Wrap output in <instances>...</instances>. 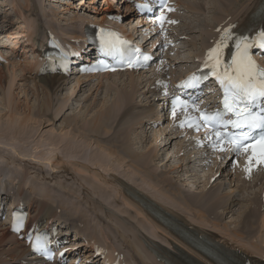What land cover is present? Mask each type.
<instances>
[{
  "label": "bare ground",
  "instance_id": "obj_1",
  "mask_svg": "<svg viewBox=\"0 0 264 264\" xmlns=\"http://www.w3.org/2000/svg\"><path fill=\"white\" fill-rule=\"evenodd\" d=\"M39 1L40 0H5V1L1 0L0 1L3 4V6H1V9H3V11L0 15V23H2L0 25V37L2 34L1 31L3 29H5L7 27V24L10 22L9 21L10 20L9 15L11 16V14H14V15L16 14L15 15L16 18H14V20L17 21V23L15 24V27L10 28L8 30V32L6 34H4L3 36H7L6 37L7 40L12 39L10 42L11 49L17 50V53L19 52V50H22L21 56L25 55V57H23V58L19 57L22 59V64H16V63H14L15 58H13L11 60L8 59L9 58L8 56H10L9 54L12 53V51L8 52V54H7V52H4L3 50H1V47H4V46L0 47V57H2L3 59L5 58L4 59L5 63H8L10 61V64L8 67L2 66L1 62H0V91L5 93V95H6L4 98V101H2L1 104L4 105V108H6V110H7V111L5 110V113H0V132H4V134L9 133L8 136H11V134L12 135L20 134L19 136L21 137V135L27 136L28 131H31V132L45 131L48 134V136H50V135L52 136V134H54V132L57 131L58 135L57 134L56 135L58 137L60 136V138H59L60 142H61V140L62 141L64 140L66 142V147H65L66 150H67V147L73 146V145H77L79 147H82L84 145L85 147L91 149V152H90L91 154L88 155V163L91 164L92 166H95V167L99 166L98 176L103 178V181L105 180V182L107 184L114 186L116 189L115 191L122 197V199L125 200V202L127 204H129L130 206H132L134 208V210L136 211V213L140 217L147 220L156 232L159 231V232H161V234L164 235L165 241H163L162 243L165 242V246L167 248L163 247L161 244L156 242L151 237H149L145 234L144 235L140 234L137 232V234H138L137 235L138 245H136L135 247L133 246L135 249L134 251H136V253L142 259H145V260L151 262L152 264H165L164 261L166 262L168 260L177 259V255H180L182 251L180 249L176 248L174 245L172 246L171 244H173V242L176 243L177 245H179L180 247L187 249V247H185V245H183V243L180 241V240H182L181 233H180L182 228H186V230L188 229L189 231L198 233L199 237H201V238L210 235L215 240L218 239L219 241H221V240L223 241V239L219 235H217V233L215 234V233L208 232V231L206 232V230L203 227H201L200 229L197 227L196 228L192 227V225L186 219H184L180 216V213L173 211V210L171 211L169 209L173 208L175 210H179V211L181 210V213H183L185 215L187 214V210L185 211L184 209H188V210H190V212L193 211L194 218H196L198 221L201 222L202 220H205L206 218H208V219L212 218L210 215H213V210L211 211L209 206H211V208L213 209V207L215 208L217 202L223 203L224 206H227V204H229L228 203L229 196L227 198L226 197L227 195L226 196L224 195L225 197H223V198L226 199L225 201H223L224 199H222V200L221 199H218V200L215 199L214 200V195H213L214 190L213 189L208 190L207 192H204L202 190L203 192H201V196L199 197V199H198V197H197V199H194V197L192 195V197H190V199H189V201H190L189 204L191 207L186 203V205L183 206L185 208L182 210V209H180L181 205L178 204L179 202H176L174 200V197L171 194L176 190L177 195H179V194L181 195V193H182L185 196H190L191 190L189 191L188 189H185L187 183L185 184L183 182L184 184L183 183L179 184V181H181V180H179V181L177 180L178 183H177V181H175L173 179H171V181H170L169 179L162 177V174L157 173L159 166L160 167L163 166L160 163L161 161L159 159H158V161H160L159 164L156 163L159 166L155 167V173H156L155 176L156 177H152L150 172L141 171L139 169L141 162L143 160H144L143 162H145L146 161L145 159H147L148 156L143 155L142 153L138 154V153L134 152L135 150L133 149V147L131 148V144L133 145V141H134L131 134H133L132 132H134V129H133V127H135L134 125H136V126L142 125V127H143V121H145L147 119L144 116L147 113H149V114L152 113V111L154 110L153 104H150L151 101L147 104V106L149 105L150 109L148 110V112L146 114H145L146 111L144 112L142 110V114H143L144 118L142 117L140 119V121H137L136 123H131V121H127V120L124 121L125 120L124 118H126V116H128V115H132V111H134L136 108H138L139 105H137L135 102L133 103V100L139 98L140 95L144 93V92H142V89H144V87L147 86L146 82L148 81V79H150L152 77L151 75H147L150 72L149 69H147L143 73H139V74L133 73V72H124V73H114V74H110V75L96 76V77L90 76V77H85V78H81V79L77 78L75 84L79 85L80 89H81L82 84L85 85V83H86V86H87L90 81H94V82L97 81L96 87L95 88L93 87V88L95 90H97V89L102 87L103 90L105 89V91L108 93H111L112 91H114V93H115L114 99L111 101V103H103L102 106L100 107V109L98 110V112H96L97 114H94L95 116L94 117L92 116L93 118L91 117L92 118L91 121L83 122L82 120H80V121H82V123H84V125L82 126V129L77 126L78 123L75 120V118H73V116L69 121H67V119H65L64 121L66 123L65 124L66 126L63 128H60L59 130L55 131V128L53 129V127H50L52 125L49 123L51 122L53 117H51V114L49 112L53 108L52 104H53V100H54V95L57 93V91L64 89L63 87L66 86L67 81H70V77L69 76L66 77V76L60 75L58 73L46 72V69L43 67L44 64H43V61L41 60V58L43 56V54L41 52H42V49H43L44 44H45L44 43L45 38H43V36L48 35V33L50 35H54L53 33H55V30L57 27L55 26V30H54L53 28H51V27H53V24H52V26L50 25L51 30L48 28L47 30H49V31H47L40 24L37 23L39 21L42 24V22H41L42 20L40 18L42 2L40 3ZM86 1L87 0H84V1L76 0L75 3L81 4V6L85 7L86 5H84V4ZM108 1H114V0H108ZM108 1L103 0L102 4L106 3ZM198 1L201 3L200 5L197 3L196 0L189 1V3L185 2L184 0H175V6L174 7L176 8V7H179L180 5H182V6L184 5L185 6L184 10L187 12H190L191 10L193 11V10H199V9H202L205 11V7L203 6L204 3L202 2V0H198ZM213 1H215V3H213V5L215 4L218 8L221 6V4L223 6H228V8L226 10H224L225 15H228L230 12L232 13L231 7L233 6L232 2L234 0H224L225 2L223 0H213ZM241 1L243 2V4L238 8V10H236L233 14H231V17H232L231 21H228L227 18H224V19L218 18L217 19V24H216L215 28L217 26L220 27L219 28L220 31L217 34H212V33H214V30L211 29V25H210L211 23L209 24L205 20H199V19L194 22L195 24L191 23V21L186 22V21H183L182 19L179 20L180 16L178 14H175L176 18H174V21L179 20L181 22V25L178 26V29H176L175 27L174 28L169 27L168 29L171 30V32H173V34H176L177 37L182 36L183 38H187L188 45H190L192 48V46L196 47V45L192 41H189V37H187L188 35H186V34H188V33L192 34L193 32L196 31V28L197 29L201 28L203 31L200 32L199 35L200 34L203 35L202 36L203 38H201V39L203 40L202 43L205 45L203 46L201 44L202 45V46H200L201 48L196 49V54L193 56L194 59L196 57L199 58L202 53L207 51L210 48V46L213 45V42H215V41L220 42L222 37L225 36L226 32L228 33V36H227V39L225 40V43H227L228 40L229 41H236L239 39V37H241L242 35H244L246 33H251L253 31L255 33L259 29L264 28V0H241ZM50 2H52V1L50 0ZM119 2H122V1L119 0ZM89 3H92V2L90 1ZM52 4H53V2L50 4L51 7L48 10V12L46 11V13H49L50 15H53L54 17H59L60 15L63 17L67 14V17L62 21L68 22V23H70V25H75L76 27L78 24H80L81 25L80 32L82 31V28H83L82 24L80 22L84 23L85 25L86 24H94V23L105 24L106 23V16L108 15V13H114L115 15L120 14L117 10H115L114 7H112V5H109V4H107L106 6H100V8L94 6V7L88 8V10L93 12V13H91V12H89V13L92 16L94 14L98 15L99 12H101V13H100L98 18L94 17V18H91L93 20L87 21L88 17L84 13L83 14H81L80 12L78 13L76 10L71 11L69 8H65V5L59 6L57 8V5H52ZM192 4H194V5L197 4L201 8H199V9L195 8L194 9L193 8L194 5H192ZM211 8H212V6H210L209 9L207 10V14L209 12L214 13V12L209 11V10H211ZM10 10H12L13 13L10 12ZM124 10L126 12H131L134 10V8L132 5L126 4ZM8 11H9V14H8ZM46 13L44 12L42 17H44V15L47 16ZM50 15L48 16L49 18H51ZM60 19L61 18L59 17V20H58L59 24H62L63 26L67 25V24L64 25V23L60 22L61 21ZM50 20H52V18ZM32 21L34 23H36V24H34V25H36V27L33 25V23L30 26V22H32ZM52 21H54V19ZM91 22H94V23H91ZM51 23L52 22H50V24ZM129 24L130 23H128L127 25H129ZM79 26H78V28H79ZM225 27L227 28L226 31H224ZM66 28H67V26H66ZM119 28H122V31L126 30L125 26H120ZM63 29H65V28H63ZM57 30H58V28H57ZM68 30H69V27H68ZM137 30L138 29L135 30L137 34L141 33V32H137ZM198 31H200V30H198ZM204 31H205V33H204ZM57 32H56V35L58 34ZM69 32L67 33L65 31V36H69L71 39H74V41L70 44V45H72L71 47H76V48L80 47V45L82 44V38L83 37H80L79 33L76 36L75 35L76 33H74L72 30H70ZM61 34L59 33L58 36ZM60 37H62V35ZM41 38H43V39L41 40ZM62 38L65 39L66 37H62ZM152 38H154V37L150 36L149 38H147V40L149 41V43L151 42V46L153 47V45L155 44V42L153 40H155V39L151 40ZM169 38H170V36H169ZM22 39L25 40L26 43L24 45H26V46H23L22 44H21L22 46H20L19 41ZM147 40L145 42H143L144 46L147 45ZM168 40L171 42L174 41L171 39H168ZM67 44H69V43H67ZM18 46H20V47H18ZM6 51H8V50H6ZM174 52H175V54L173 56H168V54H166V53H165L166 56H164V59L166 60V65H164V67L169 66V69H170L169 74H171L170 79H168L167 81L171 80L172 82H175L176 79H181L182 77L188 75V73H189L188 70H190L192 68V66L184 65L186 62L190 61V59L183 57L184 52L181 49H176ZM26 53H29V55L26 56ZM2 55H6V57H8V58L3 57ZM190 64L194 65L195 61L190 63ZM34 69H36V70L34 71ZM157 69H158L156 71L157 73H165L164 70H161L162 68L159 69L157 67ZM104 79H106L105 82H103ZM84 85H83V87H86ZM165 86L167 87V84H165ZM74 87H73V89H74ZM159 88H160V84L157 83L153 87L149 86L145 91H147L146 93H153L154 97L156 98L157 97V91L159 90ZM165 89L168 90L167 88H165ZM33 97H34L35 102H36V107H31L29 104ZM2 100H3V98H2ZM67 100H68V97L65 98L64 103L67 104ZM140 101H142V100H140ZM137 102H138V104H141L139 102V100H137ZM143 106H145V105H143ZM65 107H66L65 105H63L62 108L60 107L59 111L62 112L61 110L65 109ZM59 111L57 113L54 112L55 116H59V114H60ZM160 115H162L161 111H160V113H158V116L155 112V114L153 115L154 119H152V121H150V124H149L150 127L153 129L151 131V133H153V137L148 138L147 136H144L145 137V141H144L145 146L148 147L149 155L154 157V158H156V156H157V150H158L159 146L160 147L165 146L166 144H168V141L170 139L171 140H170L169 144H171L172 139H174V138L176 139L180 135H182V134L184 135V133H187L185 131L184 132L183 131L177 132L175 130L176 128H172L173 126H176V125L171 123V121H172V119H171L169 124L166 125L164 128H163V125H162V128L160 127V129H159L160 133H163V135H164L163 138L166 139V141L164 139H161L162 141H160L158 139V137L155 135L156 134L155 128L158 126H161V123H163V121L167 118L165 116V119L161 121V118L159 117ZM114 120L115 121L120 120V126L116 131L117 133L115 134V132H114L115 135H113V137L110 138L109 140L105 141L108 138L107 136L109 135L107 128H109V124ZM71 121L75 122L76 127L73 129L72 128L69 129V127H70L69 125L71 124L70 123ZM156 121H157V123H156ZM152 123H153V125H152ZM84 127L95 134L93 136V137H95L94 138L95 140H88L87 138L84 137L85 135L81 133V131H83V129H85ZM127 127L128 128L131 127V131L132 130L133 131L132 132L129 131V133H128V131H126ZM77 128H79V130H81V131H79ZM144 133H146V132H144ZM97 134L103 135L105 140L102 141L101 140L102 136L99 137V136H97ZM185 135H189V134H185ZM4 136H6V135H4ZM191 137H194V136L191 135ZM10 138H12V137H10ZM167 138H169V139H167ZM14 139L15 138L13 137V139H10V143H8V142L5 143V141H2L0 138V141L2 142V143L0 142V147L3 148V151L8 152L10 150L11 152H9V153L16 154L17 155L16 157H20L21 158L20 160L23 161V158L27 157L26 155L28 153L26 154V152H24L22 150L18 151L16 146L14 145V141H13ZM55 139H57V142H58V138H55ZM53 140L51 142H47V144L44 142V144L46 146L47 145H51V146L53 145L52 146V148H53L57 144L56 142H54L55 140L54 141ZM159 141L161 143H159ZM38 142L40 143L42 141H38ZM52 142L56 143V144H53ZM35 143H37V142H35ZM62 143H64V142H61V144ZM45 145H42L41 143L35 144L31 148L32 151H34V153H35V156H32L34 161L37 160V158H40L41 160L43 159V161H44L43 163L49 167L50 171H53L52 167H55L58 164L60 167L61 166L65 167L64 164L63 165L61 164V161L59 159L52 160L53 158L51 159V157L43 156L42 154H41L42 156L40 157V155H39L40 151L39 150L41 147L43 148V146H45ZM52 148H51V150H52ZM54 149H55V147H54ZM178 151L175 152L174 155L177 156L178 153L181 152V151H179V152ZM41 152H43V151H41ZM67 153H68V150H67ZM195 153L198 156L197 159H199L201 162H203L201 156H204V152L199 150V152L197 151ZM2 154H5V153H2ZM213 155H216V154H213ZM81 157H83V156H81ZM188 157L191 158L193 156L188 155ZM28 158H24V159L26 160ZM231 158L236 159L235 162L233 163L234 165L232 164ZM237 158L232 157L229 154L228 155L224 154V155H222V158L219 159V155L218 156L216 155L214 158L216 166L213 169L212 168L210 169L211 175L208 176L209 180L220 177L223 170H224V172H227L226 169H228L230 167V165L232 167H234L231 175H233V173L238 175V172L241 169L240 168L241 166L239 165V161H237L238 160ZM40 159H38V160H40ZM30 160H32V159H30ZM131 160H133V161L136 160L138 163H136V165L129 164L128 161H131ZM34 163H36V162H34ZM149 166H150V164H149ZM245 166H249V164H246ZM121 168L125 169L126 171H130V173L125 174V176L128 177L127 178L128 181L123 180L122 179L123 177L119 178L116 175V173L114 172V171H117ZM17 169H20V168H17ZM49 169L47 172H45V171L44 172L46 174H48ZM82 169H83V166H82ZM175 169L176 170L181 169V165H179V164L172 165L171 168L169 169V172L171 173ZM8 170H10V169H8ZM43 170H44V167H43ZM55 170H59V169H55ZM28 171H30V170H28ZM218 171H219V173H218ZM30 172L32 173V171H30ZM41 172H42V169H41ZM63 172H64V170H63ZM14 174H16V173H14ZM243 175H242L243 179H241L242 181H240L242 183V185L240 188L238 187V189H237L238 192H240V191L244 192V191L250 190V189L251 190H258L259 188H263L262 189L263 192L260 193V191H259L258 195L253 196L249 200V204L246 205L245 209L243 208L244 212H242L241 214L238 215V220L236 222H237L239 229L238 230L236 229L235 231H233L234 232L233 235H235L238 238L245 237L246 234H248V235L253 234V221L252 220H253V218H255V216L257 215V213L259 211L261 212L264 210V174L254 176L255 178L251 179L249 171H246V169H245ZM19 176H20V174L18 175V179L16 182H15V180L12 179L11 184L9 183L11 186L10 188L9 187L8 188L3 187L0 185V190H2V191L13 190V191H15L13 193L14 197H15V194H17V195H19V198L23 195H30V197H27V199H22L21 202L25 203L26 208L28 210H30L29 216H31V217L34 216V219L37 221V223L40 222L43 224L42 227L45 230L50 229V227L54 226V225H58V227H60V225L61 226L64 225V227H67V228L73 226L72 231H73L74 236L76 238L70 243H67V244L64 243V245L60 248V250L65 251V250H72L73 249L74 252H79L80 249L85 248L86 249V252H85L86 259H89L91 256H93L96 252V249H97L95 247V246H97L96 245L97 242L99 244L97 235L98 234L103 235V233H102L103 231L100 232L101 231L100 230V231H98L99 233L97 232V233L93 234V233H91V230H93L91 228L88 230L86 229L88 232L85 230L82 231V229L79 230L80 229L79 227L81 226L80 220L82 217H84V216H82L84 212L82 213V215L80 213L81 216L78 215V213L75 212V207H72V206L70 207V204L68 205V207H66L64 200H62V198H60V197L54 198L53 196H51V194H49L47 192H44V193L37 192L38 193L37 194L35 192L37 190L36 189L37 187L36 188L34 187L35 189L32 188L33 185H30L28 183V181H26L28 183L27 184L28 186L25 187L24 183H23V181H24L23 177L24 176L23 177H19ZM27 176H28V174H27ZM145 176H148L149 178H147ZM159 176H160V178H159ZM228 176H229V174H228ZM136 177H138V178H136ZM177 177L179 178V176H177ZM181 177H183V175L182 176L180 175V178ZM150 178L155 180V181L153 182ZM172 178H174V176H172ZM36 179L38 180V177ZM42 179H43V177H42ZM37 182H39V181H37ZM137 182L139 183V185H137ZM166 182H169L170 184L172 182V184L175 185V189H173V188L164 189L166 193L170 194L169 196H171V198L168 195H165L162 191H160V194H157L154 196L152 189H155V186L153 184H156V183H162L163 184ZM44 183H46V182L43 181V184ZM46 184H48V183H46ZM15 185H17V188L15 187ZM220 187H221V185H220ZM181 188H183L184 190ZM110 189H113V188H110ZM42 194L44 196H42ZM118 194L116 196H119ZM227 194H229V193H227ZM150 195H152V196H150ZM236 196L237 195L233 196V198H235L234 200H233V198L231 199L234 202L233 206H237L239 204V202L237 201V199H239V198H236ZM49 199H51L52 202L54 203L53 207L51 206V204L48 203L50 201ZM186 201H188V200L186 199ZM244 201H247L246 198H244L241 202L244 203ZM125 202H123V203L125 204ZM180 204L183 205V203H181V202H180ZM195 205H197V206H195ZM71 208L74 210V212H73V214L71 213V215H69L68 218H70V219L61 218L59 213L65 211L67 209H71ZM194 208H196L197 210L194 211L193 210ZM164 216L167 218V221L169 222V226H165V228L163 226H161V224L159 222H157V221H160V219L164 220ZM43 218H44V220L42 221ZM9 219H10V216H8V220ZM8 220H6V221H8ZM82 220H83V218H82ZM212 220H215V219L212 218ZM216 221H218V217H217ZM56 222H58V223L56 224ZM200 222H195V223H197L200 226H204ZM116 223H118V222H116ZM214 224H215L214 228H216V226L217 227L219 226V224H217V223H214ZM210 226H212V225H210ZM86 227H88V226H86ZM261 227L264 228V219L261 221ZM226 228H227V226H226V224H224L223 229H226ZM112 231H113V228H112ZM114 231H119L120 232L119 234L122 237H125L126 240L128 239V237L130 238V236L126 233V232H128V230H125V229L122 230V229L117 228V226H116V230L114 229ZM93 232H96V230H93ZM63 234L68 235V234H70V231L64 232ZM80 235L86 236V238H84ZM57 236L59 237L60 234L57 233ZM247 237H250V236H247ZM256 238H255V240H256ZM66 239H69V237H66ZM101 243H102V241H101ZM126 243H124V244H126ZM223 243L229 247L230 251H228V255L230 257L232 256L233 258H239V259L243 260V263L248 261L249 264H264L263 260H261V259L259 260V259L254 258V257H249L246 254V252L243 253V251L237 249V247H234L232 245L229 246L228 242L225 241ZM131 246H132V244H131ZM121 247H123L122 244H121ZM129 248H128V250H131ZM28 251L29 250L26 248L24 242L17 239L16 237L11 236L10 232H9V226L7 224H5L4 222L0 221V264H20L25 259V257H27L29 255ZM66 253L70 254V251H66ZM101 253L103 254L102 255L103 260H105L109 264H115L112 259H114L115 257H121L120 256L121 254L118 253L117 250H115V254L114 253L109 254L107 251H105V252L102 251ZM130 253H131V251H130ZM156 255H158L161 258V260L158 261L156 259L157 258ZM142 259H140V261H142ZM35 262L38 263L37 261H35ZM143 263L144 262H142L141 264H143ZM166 263H168V262H166ZM135 264H137V263H135Z\"/></svg>",
  "mask_w": 264,
  "mask_h": 264
},
{
  "label": "rangeland",
  "instance_id": "obj_2",
  "mask_svg": "<svg viewBox=\"0 0 264 264\" xmlns=\"http://www.w3.org/2000/svg\"><path fill=\"white\" fill-rule=\"evenodd\" d=\"M184 1L189 3V1H192V0H184ZM196 1L199 5L201 4L198 0H196ZM39 2L40 3L42 2L40 18L42 20L41 21L42 24L45 27L39 21L37 22L38 24H40L46 30L48 28L50 30H51V28H53L55 30V26H56L58 28V30L56 28V30L58 32L55 30L54 34L57 38L63 39L64 42H66L68 37H69V36H65V31L68 33L70 30H72L74 33H76L75 34L76 36L79 33V36L82 37V34L80 33V26H79L80 24H78L76 27L75 25H70V23H68V22H63L62 20H64L67 17V14L63 17L61 15L59 16L61 18L60 22L64 23V25L65 24H67V25L63 26L62 24H59L58 23L59 17H54L53 15L46 13V11L48 12V10L50 9V7H51L50 4L52 2H50V0L49 1L48 0H40ZM202 2L204 3L203 6L205 7L206 12L202 9H199L201 7L198 6L197 4L196 5L198 7L194 4H192V5H194V7H193L194 9L198 8L199 10H193V11L191 10L190 12H187L184 10L185 6L180 5L179 7H177L176 14H178L180 16L179 20L182 19L183 21H186V22L191 21V23H194L196 20L199 19V20H205L209 24L211 23L210 24L211 29L214 30V33H212V34H217L219 32V30H218L219 26H217L215 28L218 18H223V19L227 18L228 21H231L232 20L231 14H233L236 10H238V8L243 4V2L241 0H236V1L234 0L233 2L231 1L233 3V6L231 7L232 13L230 12L228 15H225L224 10H226L228 8V6H223L221 4V6L218 8L215 4L213 5V3H215V1H213V0H202ZM61 4L62 3H60V2H56L55 4L53 3L52 5H57V8H58ZM1 6H3L2 3H1ZM210 6H212V8L209 11L214 12V13L209 12L210 14L208 13L209 14L208 15L207 10L209 9ZM71 10H72V8H71ZM76 11L78 13L80 12L81 14L84 13L85 15H87L90 18L91 17L92 18H94V17L98 18L100 15L99 14L100 12L98 13V15L94 14L92 16L86 10L85 11L76 10ZM10 12H12V10H10ZM44 12L47 14V16L44 15V17H42ZM8 14H9V11H8ZM15 15L11 14V16L10 15L9 16L14 19V18H16ZM49 15L51 16L52 20L54 19V21L55 20L56 21L54 22V21L50 20L51 18L48 17ZM126 17L127 16H125L124 21L127 20ZM179 20H178V23L175 27L176 29H178V26L181 25V22ZM130 21L131 20H129L128 22H130ZM50 22H52V23L50 24ZM128 22H124V24H128ZM32 23H33V25L36 24L32 21V22H30V26L32 25ZM14 24H16V23L14 22ZM52 24H53V27H51ZM34 26L36 27V25H34ZM66 26H67V28H66ZM78 26H79V28H78ZM11 27H13V23L11 24L10 27H8V29ZM62 27L65 29H63ZM68 27H69V30H68ZM127 27L130 28L128 25H127ZM198 30H200V31H198ZM202 31L203 30L201 28H199V29L196 28V31L193 32L192 34H190V33L186 34V35H188L187 37H189V41H192L196 45V47L192 46V48L190 45H188L187 38H183L182 36L177 37L176 34H173V32H172V39L174 41H173V46L169 47L170 49L172 48V50L167 52L168 56H173L175 54L174 51L176 49H181L184 52L183 57L190 59V61L186 62L184 65L194 66V65H191L190 63H192L194 61L196 63V61L198 60L197 58L196 59L193 58V56L196 54V49H200L201 48L200 46L205 45L202 43L203 40L201 39V38H203L202 37L203 35H201V34L199 35V33ZM56 32L58 34L62 33L61 34L62 37H66V38L64 39V38L60 37L61 35H59V36H58V34L56 35ZM5 33H6V31L3 32V34H5ZM204 33H205V31H204ZM11 40L12 39L7 40L6 38L2 39V41H0V46H4V47H1V50H3L4 52H7V54H8V52L12 51V53L9 54L10 56H8L9 58L8 57H6V58H8L10 60L15 58L14 63L22 64V59L19 57L23 58V57H25V55L21 56L22 50H19V52L17 53V50L11 49V44H10ZM5 41H8V43H5ZM19 43H20V46H22V45L26 46V45H24L26 43L24 39L20 40ZM20 46H18V47H20ZM6 50H8V51H6ZM27 55H29V53H26V56ZM5 56L6 55H4V57ZM9 64H10V61L8 63L1 62V65L5 66V67H8ZM153 68H154V65H153V67H151V70H153ZM35 70L36 69H34V71ZM150 75H153V76L150 79H148L149 85L154 84L156 79L164 77L163 75L154 74V72H152V71H151ZM70 77H71L70 81H67L66 86L63 87L64 89L57 91V93L54 95V100H53V104H52L53 108L49 112L51 114V117H53V119L51 120V122L49 124L52 125L50 127H53V129L55 128V131L59 130L60 128L65 127L66 123L64 120L67 119V121H69L72 118V116L77 121V123H78L77 126L82 129V126L84 125V123H82V121L83 122L91 121V119L95 116L94 114H97L96 112H98V110L100 109L102 104L103 103H111V101L114 99V96H115L114 91H112L111 93H108L105 91V89L103 90L102 87L95 90L94 88L97 85L96 84L97 81L96 82L90 81L87 86H86V83H85V85L82 84L81 89H80L79 85L75 84L76 80H74V79H76V78L74 76H70ZM105 81H106V79L103 80V82H105ZM83 85L86 87H83ZM73 87H74V89H73ZM142 92H144V93L141 94L139 98L133 100V103L135 102L137 105H139L138 108H136L134 111H132V115L126 116V118H124L125 119L124 121L127 120V121H131V123H136L137 121H140V119L143 117L142 110L144 112L146 111L145 112V114H146L148 112V110L150 109L149 105L147 106V104L150 102L149 96L145 94L144 89H142ZM5 96H6L5 93L0 91V113H5V110H6V108H4V105L1 104L2 101H4ZM67 97H68V100H67V104H66L64 102H65V98H67ZM2 98H3V100H2ZM137 100H139V102L141 104H138ZM140 100H142V101H140ZM29 104L31 107H36V102H35L34 97L31 99ZM61 105L66 106L65 109L61 110L62 112L59 111L60 107L62 108ZM143 105H145V106H143ZM58 111L60 112L59 116H55V113H57ZM152 114H153V112H152ZM152 114L150 113V116ZM147 115H149V113H147L144 116L145 118H147L145 121H143L144 123L147 122V120H148ZM80 120H82V121H80ZM120 120L119 121L114 120L109 124V128H107L109 135L107 136L108 138L106 137L107 138L106 140H105L104 136L101 134H97V136H99V137L102 136V138H101L102 141H104V140L107 141L110 138H112L113 135H115L117 133L116 131L120 126ZM70 123L71 124L69 125L70 126L69 129H71V128L73 129L76 127L74 121L73 122L71 121ZM134 126H135V127H133L134 132H132L133 130L131 131V127L128 128L129 127L128 126L126 128V131H128V133H129V131L133 133L131 135H132L134 141H133V145L131 144V148L133 147V149L135 150L134 152H136L138 154L142 153L143 155L148 156V158H147L148 160L145 159L146 160L145 162H143L144 160L141 162L139 169L141 171L150 172L152 177H156L155 176L156 175L155 167L159 166L156 163L159 164V162L161 161L160 163L163 166L162 167L159 166L157 173L162 174V177L167 178L170 181H171V179H173L175 181L181 180V181H179V184L183 183V182L185 184L187 183L185 189H188L189 191L191 190L190 196H185L182 193H181V195L180 194L177 195L176 190L171 194L174 197V200L176 202H179L178 204L181 205L180 206L181 208L179 207L180 209L183 210L185 208L183 206L186 205V203L190 206L189 199H190V197H192V195H193L194 199H197V197L199 199V197L201 196V192H203V191L207 192L208 190L213 189L214 190V193H213L214 200L215 199L216 200H218V199L222 200V199H224L223 197H225L226 195H227L226 196L227 198L229 196V201H228L229 204H227V206H224L223 203H220V202H217L215 208L213 207V209L211 208V206H209L210 210L211 211L213 210V215H210V216L212 218H214L215 220H212V218L211 219L206 218L205 220H202L200 222L196 218H194L193 211L190 212V210H188V209H184L185 211L187 210L186 215L181 213V210L179 211V210H175L173 208L172 209L170 208L169 210H171V211L173 210V211L180 213V216L182 218L186 219L191 225L198 227V228L203 227L206 231H210V232H213L215 234L217 233V235H219L224 241L228 242L229 245L237 247V249H240L241 251L246 252L247 254H249L250 256H252L254 258H257L259 260L260 259L264 260V238H263L264 237L263 236L264 235V228L261 227V221L264 219V210L261 212L259 211L257 213V215L255 216V218H253V220H252L253 221V234L252 235L246 234L245 237H240V238L233 235L234 234L233 231H235L236 229L237 230L239 229L237 222H236L238 220V215L241 214L242 212H244L246 205L249 204V200L253 196L258 195L259 191H260V193L263 192V190H262L263 188H259L258 190H251L250 189V190H246L244 192H242V191L238 192L237 189H238V187L239 188L241 187L242 183L240 181H242L241 179H243V176H244V175L242 176V174H240V173H243L244 170L243 171L241 170L240 173L238 172V175L233 173V176H232L231 173L233 172V169L231 167L226 169L227 172H224V170H223L220 177L209 180L208 176L211 175L210 169L211 168L213 169L216 166L214 163L215 161L213 160L214 158L204 159L205 163H208V165L205 166L202 163L198 164V161L194 160L195 159V156H194V158H192L190 160L193 161L195 164L194 166L192 165L193 166L192 169H195L196 171H191L190 170L191 165L189 164L187 155L194 154L196 149L194 148L193 144H190V142H187L185 140V136L182 137V135L177 137L176 139L175 138L172 139L171 144H169V142L171 140L170 139L168 141V144H166L165 146H162V147L159 146V148L157 150V156H156V158H154V157L149 155L148 147L145 146V142H144L145 141L144 136L151 138V137H153V135H152L153 133L152 134L144 133L146 130L144 125H143V127H142V125L141 126L134 125ZM79 128H77V129L79 130ZM159 129H160V127L156 128V132H155L156 134L155 133L154 134L158 137V139L160 141H162L161 139H164L166 141V139L163 138L164 137L163 133H160ZM79 131H81V130H79ZM114 132H115V134H114ZM2 133L4 134V132H0V134L2 135V136L0 135V138L2 141H5V143H7V142L10 143V139H13V137H14L15 139L13 141H14V145L16 146L17 150L18 151L22 150V151L26 152V154L28 153L27 155L25 154L27 157H24V158L29 157L26 160L22 157L23 161H24L23 162L20 160L21 159L20 157H16L17 156L16 154L9 153V152H11L10 150L8 152L3 151V148L0 147V163H1L0 164V181L3 183V187H7V188L9 187L10 188L11 187L10 184H11L12 179L15 180V182H16L19 174H20L19 177L24 176L25 178L23 177V179H24L23 183H24L25 187H27L28 186L27 184L29 183L30 185H33L32 188L37 187L36 188L37 190L35 191L36 193L37 192H41V193L47 192V193L51 194V196H53L54 198L60 197V198H62V200H64L66 207H68L69 204H70V207L71 206L75 207V212H77L78 215H80V213L82 215V213L84 212L82 215V216H84V217H82L83 220H82V218L80 220L81 226L79 227L80 228L79 230L82 229V231H84V230L87 231L88 229L91 228L93 230H96V232H93V230H91V233H93V234L97 233L100 230H101L100 232L103 231L102 232L103 235H101V234L97 235L98 241H99V244L97 242V246H98L99 250L107 251L109 254H113V253H115V250H117L118 253L121 254L120 255L121 258L115 257V259H116V261H121L122 263L130 264L132 262H135L137 264H141L142 262H144L143 264H152L151 262H149L145 259H142L136 253V251H134L135 250L134 247L136 245H138L137 230H140V232L142 234H146L147 236L151 237L152 239H154L155 241L160 242V243L165 240L164 235L161 234V232H159V231L156 232L147 220L140 217L136 213L134 208L132 206H130L129 204H127L125 202V200L122 199V197L115 191L116 189L114 186L107 184L105 182V180L103 181V178L98 176L99 166L95 167V166H92L91 164L88 163V155L91 154L90 153L91 149L85 147L84 145L82 147H79L77 145H73V146L67 147V150L69 153L68 154L67 150L65 148L66 142L64 140L63 141L61 140V142H64L61 144V142L59 140L60 136L59 137L57 136L58 135L57 131L54 132V134H52V136L51 135L48 136V134L45 131H41V132L28 131L27 136L21 135V137L19 136L20 134H14V135L11 134V136H8L9 133L8 134L6 133V134H4L6 136H4ZM81 133L84 134L85 135L84 137L87 138L88 140H95L94 139L95 137H93L95 134L92 133L87 128L83 129V131H81ZM10 137H12V138H10ZM55 138H58V142L60 144L57 142V139H55ZM167 139H169V138H167ZM52 140L57 143L56 144V143L52 142L53 144H56L54 146L55 149H54V147L52 148L53 145L52 146L51 145L46 146L44 144V142L47 144V142H51ZM38 141H42L40 143L42 145H45V146H43V148L41 147L39 150L40 151V154H39L40 157L43 155V156H49V157H51V159L53 158L52 160L59 159L61 161V164L62 165L64 164L65 167H63V166L60 167L58 164L55 167H52L53 171H50L49 167L43 163L44 162L43 159L41 160L40 158H37V160L34 161L32 156H35V153H34V151H32L31 148L35 144H40ZM160 141H159V143H161ZM35 142H37V143H35ZM51 148H52V150H51ZM181 149L183 150L182 152L178 153L177 156L174 155L175 152H177L178 150L181 151ZM41 151H43V152H41ZM2 153H5V154H2ZM81 156H83V157H81ZM30 159H32V160H30ZM38 159H40V160H38ZM158 159L160 161H158ZM34 162H36V163H34ZM128 162H129V164H132V165H136V163H138L136 160H134V161L131 160ZM174 163L181 165V169H178V170L175 169V170H173V172L170 173L169 169L171 168L172 165H175ZM149 164L151 167L149 166ZM82 166H83V169H82ZM43 167H44V170H43ZM17 168H20V169H17ZM8 169H10V170H8ZM27 169L32 171V173L30 171H28ZM41 169H42V172H41ZM48 169H49V173L46 174L45 172H47ZM55 169H59V170H55ZM262 169L263 170L257 171L256 173H253L250 176V178L254 179L255 178L254 176L261 175L262 173L264 174V168H262ZM63 170H64V172H63ZM254 171L255 170H253V169L250 170V172H254ZM114 172L116 173V175L119 178L123 177L122 178L123 180L128 181L127 180L128 177H126L125 174L130 173V171H126L125 169L121 168V169L114 171ZM14 173H16L17 175ZM218 173H219V171H218ZM27 174H28V176H27ZM228 174H229V176H228ZM180 175L181 176L183 175V177L180 178ZM172 176H174V178H172ZM177 176H179L180 179ZM37 177H38V180L36 179ZM42 177L44 180L42 179ZM145 177L149 178L148 176H145ZM136 178H138V177H136ZM159 178H160V176H159ZM151 180L153 182L155 181L153 179H151ZM26 181H28V183ZM37 181H39V182H37ZM43 181L48 183V184H46V183L43 184ZM178 181H177V183H178ZM172 182H171V184L169 182H166L163 184L162 183L153 184L155 186V189H152L153 195L155 196L157 194H160V191H162L165 195L169 196L170 194L166 193L164 189H171V188L175 189V185H173ZM137 185H139L138 182H137ZM220 185H221V187H220ZM15 187L17 188V185H15ZM110 188H113V189H110ZM181 189H183V188H181ZM12 191H11V194H12ZM227 193H229V194H227ZM117 194L119 196H116ZM235 195H237L236 198H239V199H237V201L239 202V204L237 206H233L234 205L233 200L235 199V198H233V196H235ZM27 196L30 197V195H25L26 198H27ZM42 196H44V195L42 194ZM150 196H152V195H150ZM169 197L171 198V196H169ZM232 198H233V200H231ZM244 198H246L247 201H244V203H242L241 201ZM186 199L188 201H186ZM49 200L50 201L48 203L51 204V206L53 207L54 203L52 202L51 199H49ZM225 200L226 199H224L223 201H225ZM123 202H125L126 205ZM180 202L183 203V205L180 204ZM195 206H197V205H195ZM193 210L196 211L197 209L194 208ZM73 212H74V210L71 208V209H67V210L59 213V215L61 216V218L70 219L68 217H69V215H71V213L73 214ZM217 217H218V221H216ZM116 222H118L119 224ZM195 222H200L204 226H200ZM214 223L219 224V226L218 227L216 226V228H214V225H215ZM224 224H226V226H227L226 229H223ZM210 225H212V226H210ZM86 226H88V227H86ZM116 226L119 229L128 230V232H126V233L130 236V238L127 236L128 239L126 240L125 237H122L119 234L120 233L119 231H114V229L116 230ZM112 228H113V231H112ZM247 236H250V237H247ZM255 238H256V240H255ZM72 240H73V238H72ZM101 241H102V243H101ZM66 242H69V241H66ZM124 243H126V244H124ZM121 244L123 247H121ZM131 244H132V246H131ZM128 248L131 250H128ZM130 251H131V253H130ZM84 252H85V250H83L82 253H84ZM140 259H142V261H140ZM26 262L25 263L21 262V264H26Z\"/></svg>",
  "mask_w": 264,
  "mask_h": 264
},
{
  "label": "snow or ice",
  "instance_id": "obj_3",
  "mask_svg": "<svg viewBox=\"0 0 264 264\" xmlns=\"http://www.w3.org/2000/svg\"><path fill=\"white\" fill-rule=\"evenodd\" d=\"M144 7L147 6L144 5ZM161 7H166V0H162ZM168 11H172V9L169 8ZM156 19L163 30L165 21L163 11ZM168 22L175 23L174 21ZM260 35L264 37V32ZM227 36L226 32L221 41L209 50L205 61V67L210 69V74L215 76L224 90L223 111L203 112L199 110L195 101L177 96L172 100L171 114L175 117L177 109L186 114L180 127L187 126L196 131H200L202 127L210 128L212 131L211 133L206 132L205 138L210 140L213 149L225 151L226 149L222 146L225 142L232 145L231 151L236 154H239L241 149L248 151L250 148L251 157H257L260 162H264V113L252 111L254 105L264 100V69L259 68L249 55L248 48L251 45L247 42H238L236 51L231 57V63H225L223 49L227 47L225 43ZM126 44L127 42L120 40L115 33H107L102 36L101 40L102 51L105 55H111L122 63L126 62L129 67L145 66L151 59L149 55L141 53L139 49H134L133 55L125 57ZM260 47H264V43ZM101 64L104 70H115L103 61ZM204 79H207V75H192L178 87L196 88ZM190 108L199 111L198 118L193 119L187 115ZM227 114H231L235 119H225ZM229 126L233 131H228ZM251 157L249 162H251ZM246 171H250V169H246ZM23 226V219L17 217L14 231H19ZM32 247L34 251H39L41 255L51 259L46 243L44 246L33 243Z\"/></svg>",
  "mask_w": 264,
  "mask_h": 264
}]
</instances>
